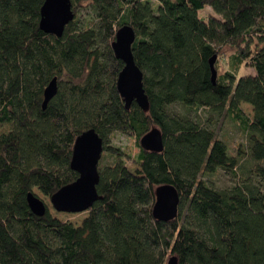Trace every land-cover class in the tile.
<instances>
[{
	"label": "trees",
	"instance_id": "16d2710c",
	"mask_svg": "<svg viewBox=\"0 0 264 264\" xmlns=\"http://www.w3.org/2000/svg\"><path fill=\"white\" fill-rule=\"evenodd\" d=\"M70 1L73 17L56 36L38 27L42 0H0V123H12L0 133V264H165L169 255L177 264H264V189L249 178L214 188L199 176L217 167L234 172L243 152L263 171L264 0ZM82 3L94 23L76 25ZM203 6L216 15L198 16ZM122 23L135 34L131 52L142 71L144 110L133 100L125 108L115 88L122 62L109 41ZM99 37L108 42L105 52ZM242 61L253 73L236 75ZM52 75L57 89L42 109ZM172 102L226 108L246 132V151L229 154L211 127L167 113ZM239 102L251 106L250 117ZM151 126L161 131L162 150L140 147L134 172L117 148L104 144L111 131L139 136ZM88 127L113 157L97 165L100 197L77 225L47 209L33 214L25 193L36 187L49 196L76 177L71 146ZM160 183L172 184L179 197L168 220L150 211Z\"/></svg>",
	"mask_w": 264,
	"mask_h": 264
},
{
	"label": "water",
	"instance_id": "95a60500",
	"mask_svg": "<svg viewBox=\"0 0 264 264\" xmlns=\"http://www.w3.org/2000/svg\"><path fill=\"white\" fill-rule=\"evenodd\" d=\"M73 17L70 0H42L39 6L38 27L50 34L60 36L64 25ZM134 31L127 23L120 24L110 41L113 55L122 62L115 77V88L127 108L133 100L141 109H146L148 100L142 85V71L136 65L131 52ZM215 54L208 57L210 80L214 82ZM57 79L52 75L42 89L41 108L55 94ZM139 146L151 151H161L163 147L161 131L157 126L149 127L139 136ZM102 151V138L93 127H88L75 135L70 152L69 167L76 177L59 186L49 195L52 206L59 211L77 212L88 208L100 195L96 190L98 181L97 162ZM151 214L155 219L168 220L177 213L178 193L169 183L157 184L154 189ZM25 201L30 211L42 215L46 205L33 191L25 193ZM165 264H177L176 258L169 255Z\"/></svg>",
	"mask_w": 264,
	"mask_h": 264
},
{
	"label": "rangeland",
	"instance_id": "374dc122",
	"mask_svg": "<svg viewBox=\"0 0 264 264\" xmlns=\"http://www.w3.org/2000/svg\"><path fill=\"white\" fill-rule=\"evenodd\" d=\"M151 1L155 3L156 0ZM75 14L76 25H84L86 22L89 24L95 22V15L93 11L89 5H85L84 3L77 7ZM208 14L216 15L208 6H203L197 10V15L200 17L205 18ZM107 43V40L99 37V49L103 52H105ZM109 62L110 61L107 62L108 69L105 73L104 79L110 83L114 79L112 72H110V69L112 70L113 66L112 64H109ZM218 62L221 67H228L225 57H219ZM218 67L219 65H215L216 69ZM248 72L253 73V69L246 61H242L237 65L236 75ZM239 107L243 115H246L247 117L251 116V106L248 103L239 102ZM165 109L167 113L183 114L193 118L202 125L211 127L215 136L220 138L225 143L229 154L235 155L236 150L239 147L246 151V132L242 128L241 123H239L237 119H234L231 112L226 110V108H222L219 112H217L206 107L188 108L179 102H172L167 104ZM11 126V122H1L0 133L8 131ZM139 136H136L134 130L132 129H126L123 131L114 130L107 134L104 141V144L115 147L122 153L124 165L131 172H134L137 167L134 159L136 158L137 151L140 148L138 143ZM112 160V155L108 151L102 150L97 165L102 166L110 164ZM260 165L263 167L262 172L256 170L255 162L248 157L246 152H243L238 157V162L234 168V172L217 167L211 172H201L199 176L204 179L208 185L214 188L228 187L241 179L249 178L251 181L257 183L260 188L264 189V160L260 162ZM32 190L45 203L48 212L61 221H68L73 225H77L86 214L85 210L77 212L56 210L52 206L49 196L41 193L36 187H32Z\"/></svg>",
	"mask_w": 264,
	"mask_h": 264
}]
</instances>
